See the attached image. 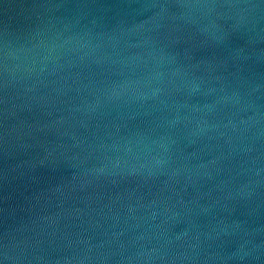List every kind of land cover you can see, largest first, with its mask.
Masks as SVG:
<instances>
[{
    "label": "water",
    "instance_id": "1",
    "mask_svg": "<svg viewBox=\"0 0 264 264\" xmlns=\"http://www.w3.org/2000/svg\"><path fill=\"white\" fill-rule=\"evenodd\" d=\"M0 264H264V0H0Z\"/></svg>",
    "mask_w": 264,
    "mask_h": 264
}]
</instances>
